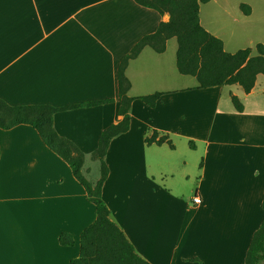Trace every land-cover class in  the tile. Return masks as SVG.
Listing matches in <instances>:
<instances>
[{
  "label": "crops",
  "instance_id": "0c3cea01",
  "mask_svg": "<svg viewBox=\"0 0 264 264\" xmlns=\"http://www.w3.org/2000/svg\"><path fill=\"white\" fill-rule=\"evenodd\" d=\"M211 4H200V25L226 53L240 51L227 50L231 42L202 17ZM168 20L133 0H0V100L56 109L110 101L53 117L56 133L85 155L82 173L95 183L99 166L91 178L90 156L100 134L121 120L118 66ZM164 54L144 49L126 69L130 127L109 144L102 200L148 264H245L264 217V75L249 94L236 85L226 95L224 87L183 81L171 88L177 80ZM155 93L154 108L140 100ZM153 134L167 141L147 144ZM95 219L68 164L32 127L0 130V264H70ZM63 233L72 247L60 246Z\"/></svg>",
  "mask_w": 264,
  "mask_h": 264
},
{
  "label": "trees",
  "instance_id": "16d2710c",
  "mask_svg": "<svg viewBox=\"0 0 264 264\" xmlns=\"http://www.w3.org/2000/svg\"><path fill=\"white\" fill-rule=\"evenodd\" d=\"M137 5L155 11L160 16L168 15L166 23H160L156 32L143 37L131 51L123 57L117 70L118 115L121 120L104 130L97 142V148L90 159L98 163L99 178L95 183L87 181L82 173L85 155L69 140L60 137L53 127V117L58 112L73 108H90L110 101L87 103L56 109L51 106L12 107L0 100V130L7 131L20 125L32 127L43 144L68 164L74 178L84 188L88 201L94 205L96 219L80 235L79 256L70 264H148L140 258L126 239L121 229L111 220L110 211L102 200V187L108 177L105 157L112 139L128 132L130 127L129 97L131 88L126 77V69L144 49L155 54H164L167 42L175 39L177 44L175 66L178 74L196 81V89L239 86L245 94L253 89L256 78L264 75V45L254 49L240 50L234 54L224 51L222 41L208 33L199 20L200 4L209 0H133ZM245 16L249 7L241 5ZM161 94L141 97L149 108H154ZM237 112L242 111L238 99L232 97ZM167 141L163 137L156 142V135L146 140L147 144L161 145ZM264 213V199L261 204ZM62 247H72L73 239L68 234L59 236ZM245 264H264V217L249 244Z\"/></svg>",
  "mask_w": 264,
  "mask_h": 264
},
{
  "label": "rangeland",
  "instance_id": "374dc122",
  "mask_svg": "<svg viewBox=\"0 0 264 264\" xmlns=\"http://www.w3.org/2000/svg\"><path fill=\"white\" fill-rule=\"evenodd\" d=\"M216 4H211L202 7V17L205 19L209 18L215 25V29L220 31V34L226 40L231 42L227 44L226 49L232 50H244L247 48L254 49L256 44L264 45V0H215ZM241 5L249 7L251 15L244 17ZM204 10H207L205 13ZM222 16V20H218L219 16ZM217 21H215L216 19ZM206 24V23H204ZM252 26V27H250ZM248 29H253V33L248 36H244V32ZM243 33V35H242ZM177 44L175 39H172L167 44V50L164 54V62L169 63L173 69V75L177 80L171 88H179V81H183L190 86L196 85V81L193 78H181L177 74L175 67V55H176ZM236 88L224 87L225 95L229 91H235ZM241 93V92H239ZM225 97V96H224ZM89 167L92 168V176L94 178L97 174L96 162L90 160ZM263 214V213H262Z\"/></svg>",
  "mask_w": 264,
  "mask_h": 264
},
{
  "label": "built area",
  "instance_id": "2783aa9c",
  "mask_svg": "<svg viewBox=\"0 0 264 264\" xmlns=\"http://www.w3.org/2000/svg\"><path fill=\"white\" fill-rule=\"evenodd\" d=\"M192 202L194 205H199L201 203V200L198 196L193 197Z\"/></svg>",
  "mask_w": 264,
  "mask_h": 264
}]
</instances>
